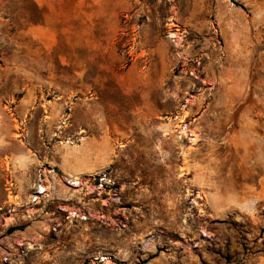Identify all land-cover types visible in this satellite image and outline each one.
Returning <instances> with one entry per match:
<instances>
[{"label": "rangeland", "instance_id": "374dc122", "mask_svg": "<svg viewBox=\"0 0 264 264\" xmlns=\"http://www.w3.org/2000/svg\"><path fill=\"white\" fill-rule=\"evenodd\" d=\"M0 264H264V0H0Z\"/></svg>", "mask_w": 264, "mask_h": 264}, {"label": "crops", "instance_id": "0c3cea01", "mask_svg": "<svg viewBox=\"0 0 264 264\" xmlns=\"http://www.w3.org/2000/svg\"><path fill=\"white\" fill-rule=\"evenodd\" d=\"M99 141L86 138L69 150L64 151L58 164L63 176L90 174L108 163V150L102 151Z\"/></svg>", "mask_w": 264, "mask_h": 264}, {"label": "bare ground", "instance_id": "6f19581e", "mask_svg": "<svg viewBox=\"0 0 264 264\" xmlns=\"http://www.w3.org/2000/svg\"><path fill=\"white\" fill-rule=\"evenodd\" d=\"M78 184V181L77 182H74V185H77ZM39 189V193H41V194H44L46 191H47V189L45 188V187H43V186H41V187H39L38 188ZM35 200V199H34ZM106 259V258H105ZM103 260V259H102ZM104 261V260H103Z\"/></svg>", "mask_w": 264, "mask_h": 264}]
</instances>
